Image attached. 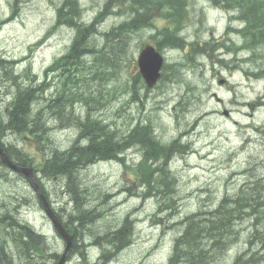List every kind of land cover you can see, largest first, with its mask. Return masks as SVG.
Masks as SVG:
<instances>
[{
	"label": "rangeland",
	"instance_id": "rangeland-1",
	"mask_svg": "<svg viewBox=\"0 0 264 264\" xmlns=\"http://www.w3.org/2000/svg\"><path fill=\"white\" fill-rule=\"evenodd\" d=\"M63 1L0 0V55L20 61L16 65L20 82L43 85V93L40 92L36 102V107L41 110L48 108V99L58 96L56 91L63 89L68 81L57 69L59 66H54L55 60L68 51L75 36L72 28L58 21V8ZM79 1L87 21L105 11L97 24L100 25L101 39L102 32L132 14L126 8V2L118 7L119 0L111 2L108 8H105L106 0ZM252 6L251 3L247 7ZM190 8L192 18L184 26L189 42L199 40L203 43L214 38L243 44L248 38L245 32L238 33V20L231 8L214 0H192ZM258 15L259 12L254 10L251 16L257 18ZM168 22L163 16L155 19L158 27ZM156 29L148 27L133 34L121 76L107 84L106 92L113 86L117 87L111 102L107 100L110 95L106 93L103 98L105 105L95 109L94 115L116 122L123 131L138 120L150 118L155 134L163 142L178 138L186 147L170 163V173L176 178V183L172 182L173 190H169L166 197L156 190L158 185L155 181L148 185L138 179L136 173L137 170L141 172L139 162L144 153L139 145L131 146L121 154L124 162L101 161L80 171L82 186L87 192L85 205L93 209L95 220L79 229L78 243H83V237L91 263L99 262L103 251V245L95 243L96 236L117 229L127 216L133 240L106 264H168L175 239L186 227L187 216L217 207L226 195L236 193L250 182L254 183L253 187H259V200L263 204L260 212L264 208V76L259 72L252 76L253 71L264 67V44L255 42L251 50L243 48L235 52L233 49L226 52L223 48L214 57L200 55L190 60L186 58L188 48L166 50V61L178 63V76L168 67L158 84L150 88L144 85L141 77L132 81L131 75L133 78L136 76L140 50L153 43L151 34ZM251 53H255V59L247 61L241 58L248 56L252 59ZM218 58L224 59L225 63L219 62ZM179 62L184 63L179 66ZM50 67H53V73L47 74ZM222 78L227 79L226 83H219ZM188 83L194 86V90L188 89ZM13 85L0 71V115L17 92ZM134 88L137 91L132 94ZM87 100L90 103L83 100L75 105L77 115L80 116L91 105L92 99ZM256 101L261 105L258 109L252 105L245 106V102L254 104ZM68 107L67 104L63 109L67 110V115L70 112ZM50 111L49 108L47 113L44 112L41 120L49 119L50 126L49 137L44 138V150L39 151L34 143L27 142L28 133L6 132L8 135L4 136V141L22 147L33 158L32 163L38 169V176L52 205L64 220H68L75 213V203L66 181L60 177L44 176L40 169L44 154L52 146L68 148L79 132L76 128H68L69 125H59L58 116H53ZM252 112L253 116L250 115ZM145 168L150 170L152 167L145 164ZM9 171L8 177L0 180V200L19 204L20 216L44 236L43 250L61 254L65 241L46 216L36 193L25 176ZM253 222L242 218L233 224V229H229L225 237L227 255L218 264H232L244 251L252 253L245 254L243 262L254 256L256 251L264 255V241L259 242L264 240V213L261 212L257 219L259 232L256 233L259 236L254 234L256 224ZM261 259L256 264H264V258ZM66 264H83L82 254L73 253Z\"/></svg>",
	"mask_w": 264,
	"mask_h": 264
},
{
	"label": "trees",
	"instance_id": "trees-1",
	"mask_svg": "<svg viewBox=\"0 0 264 264\" xmlns=\"http://www.w3.org/2000/svg\"><path fill=\"white\" fill-rule=\"evenodd\" d=\"M113 1L106 0L105 8H108ZM244 1L249 0H215V3L223 6L237 5L242 14L239 16L247 17L249 12H245L247 5L245 6ZM122 2H126V8L131 11L130 18L102 32V39L99 38L100 31L97 24L103 19L104 10L94 21L87 22L80 19L83 17V9L78 0L63 2L58 11L59 19L70 28L72 27L75 38L68 52L56 62V66H60L62 75L68 81L63 89L56 91L58 96L48 99L50 102L46 109L39 111L36 107V100L39 99L40 92L43 93L44 90L43 85H25L20 82L15 61L0 55V71L14 84V87H17V92L8 102L6 114L0 121V137L6 136V132L15 134L30 132L42 144L49 134L50 126L47 122L49 119L42 122L41 120L44 119L43 113H47L49 108L51 109L49 113L58 116L59 125H69L68 128L78 126V137L68 148L60 149L52 146L50 151L46 152L41 171L44 176L60 177L66 181L67 189L75 203V213H72L68 220H64L62 215L58 214L64 225L75 235L71 255L75 252L81 253L83 264L107 263L112 256L132 242V232H130V220L127 217L117 229L97 235L95 243L102 244L103 251H101L99 262H90L86 252L88 251L87 243L83 237V243L81 245L78 243L79 229L85 228L95 220L93 209L85 205L87 192L82 186L80 171L94 163L113 160L114 157L124 162L120 154L125 153L131 146L139 145L144 150L145 158L139 164L141 172L137 170L138 179L144 180L148 185L155 181L158 185L156 190L166 197L167 192L173 190L172 182L176 183L175 177L170 173L169 160L185 148L178 139L169 144L163 143L155 134L153 121L150 118L141 119L123 131L116 122H110L98 114L94 115L95 109L105 105L103 98L106 97V93L110 95L107 100L111 102L113 93L117 89L113 86L106 92L107 84L120 76L125 65L124 60L130 42L128 40L141 29L153 26L154 23H151L153 18L163 16L169 22L166 27L159 30L161 34L158 31L151 36L159 49L190 47L186 55L187 60H190L200 55L213 57L217 49L226 45V42L215 40L205 41L203 44L199 40L189 42L183 35L182 28L191 16V10H189L191 0H119L118 7ZM251 2L260 8L261 14L257 18L245 19L249 21L245 31L251 34V41H248L247 46H252L253 42H258L257 40L260 39L264 41V0H251ZM228 47L231 48V46ZM177 64H166L165 73L168 67H171L170 71H174V74L178 76ZM137 77H141L140 73H137L132 81ZM179 78H181L180 75ZM192 89L193 87L190 86L189 90ZM136 91L134 88L132 94ZM87 98L92 99L94 104L91 103L84 113L77 115L74 112L75 105L81 101L84 102L83 100L90 103ZM67 104L70 109L68 115L67 110H63ZM45 144L44 141L42 145ZM4 146L10 158L16 163L27 165L32 162L29 155L16 144L9 143ZM145 164L152 168L147 170ZM9 170L0 157V180L8 177ZM41 185L44 192L49 195L44 185ZM246 195L242 201L246 204L249 199H252L255 202L254 205L241 207L240 204H234L231 207L228 198H225L215 209L200 210L187 216L186 227L175 239L168 264H218L228 252L225 237L233 217L239 216L242 210H245L248 215L257 213L256 206L260 202L259 191L249 190ZM5 200H0V264H56L60 254L57 251L50 253L44 251V236L20 216L19 204ZM244 252V254H238L232 264H256L264 258V255L256 251L254 256L243 262L244 255L251 254L252 251Z\"/></svg>",
	"mask_w": 264,
	"mask_h": 264
},
{
	"label": "water",
	"instance_id": "water-1",
	"mask_svg": "<svg viewBox=\"0 0 264 264\" xmlns=\"http://www.w3.org/2000/svg\"><path fill=\"white\" fill-rule=\"evenodd\" d=\"M164 64V56L160 51L156 50V48L152 45L146 46L139 57V66L141 69V73L145 77L149 86H153L158 79L161 77V68ZM31 142V139H29ZM39 149V147H38ZM0 156L2 161L7 164L11 169L16 172L24 173L30 183V185L34 188V190L39 194L40 199L42 201L45 212L48 214L49 218L54 223V226L58 230V233L65 239L66 246L64 252L62 253L57 264H64L69 251L72 249L74 244V235L71 234L68 229L64 226L61 219L58 217L56 212L54 211L51 203L45 193L41 185L39 184L36 174L35 168L30 166H22L15 163L8 153L6 152L3 145L0 143Z\"/></svg>",
	"mask_w": 264,
	"mask_h": 264
},
{
	"label": "bare ground",
	"instance_id": "bare-ground-1",
	"mask_svg": "<svg viewBox=\"0 0 264 264\" xmlns=\"http://www.w3.org/2000/svg\"><path fill=\"white\" fill-rule=\"evenodd\" d=\"M18 1V0H17ZM143 1V0H142ZM251 2V1H250ZM252 4H253V6L252 7H250V8H248V7H246V10H245V12H249L248 14H247V17L246 16H244V17H239L241 20H245V19H248V17H252L251 15H252V13L254 12V10H257V12H259V10H260V8L259 7H257V5L256 4H254L253 2H251ZM251 3H247L246 1H244V4H245V6L247 5H249V4H251ZM125 5V4H124ZM187 6V5H186ZM110 9V8H109ZM108 10V9H107ZM190 10V9H189ZM116 11H118V9L116 10ZM189 12V11H188ZM116 13V12H115ZM118 13V12H117ZM232 14L235 16V18H237V16H239V15H242V14H240L239 12H238V9H237V5H235V9H234V11H232ZM259 14H261L260 12H259ZM113 15V14H112ZM123 15V14H122ZM118 16V15H117ZM128 16V15H127ZM126 16V17H127ZM80 17V16H79ZM79 19V18H78ZM81 19V18H80ZM94 19V18H93ZM153 19H155V18H153ZM176 20V19H175ZM74 22V21H73ZM123 23V22H122ZM151 23H153V22H151ZM82 24V23H81ZM182 25V24H181ZM72 26V25H71ZM100 26V25H99ZM98 26V27H99ZM146 26V25H145ZM149 26V25H148ZM80 27V26H79ZM144 27V26H143ZM176 27V26H175ZM72 28V27H71ZM175 29V28H174ZM145 31H146V29H145ZM182 33H184V29L182 28V31H181ZM159 33H160V31H159ZM158 33V34H159ZM161 34V33H160ZM75 38V37H74ZM264 38V37H263ZM126 40V39H125ZM128 41H130V40H128ZM126 42V41H125ZM226 42V45H227V47L228 46H231V44H232V42L229 40V39H227V41H225ZM121 43V42H120ZM264 44V41H262V39H260V42H259V44ZM125 44V43H124ZM128 44V43H127ZM119 45V44H118ZM121 45H122V43H121ZM157 45V44H156ZM120 46V45H119ZM165 47H169V46H165ZM177 47H179V46H177ZM127 48V47H126ZM130 48V47H129ZM247 49H249L250 48V50L252 49V46H247L246 47ZM162 50V49H161ZM218 51H216V52H214L215 54L217 53ZM235 52V51H234ZM247 52H249V51H247ZM250 53V52H249ZM252 54V59H249V57L248 56H245V60H247V61H249V60H253V54H255V53H251ZM249 56H251V55H249ZM85 59V58H84ZM241 62V61H240ZM180 64V63H179ZM70 76V75H69ZM121 76V75H120ZM47 82V81H46ZM46 82H44L45 84H46ZM43 83V84H44ZM147 86V85H146ZM58 90H59V88H58ZM102 101V100H101ZM131 126V125H130ZM78 131V130H77ZM122 154H125V153H122ZM121 155V154H120ZM121 157H123L122 155H121ZM145 158V157H144ZM118 158L117 157H114V159L113 160H117ZM106 161H108V160H106ZM101 162V161H100ZM21 165V164H20ZM47 193V192H46ZM233 203V202H232ZM230 229H231V227H230ZM233 229V228H232ZM228 237V236H227ZM230 244V243H229ZM232 244V243H231ZM229 246V245H228Z\"/></svg>",
	"mask_w": 264,
	"mask_h": 264
}]
</instances>
